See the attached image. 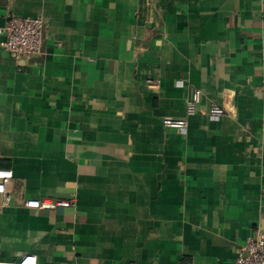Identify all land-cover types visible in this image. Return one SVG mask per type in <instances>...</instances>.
<instances>
[{"label": "crops", "instance_id": "0c3cea01", "mask_svg": "<svg viewBox=\"0 0 264 264\" xmlns=\"http://www.w3.org/2000/svg\"><path fill=\"white\" fill-rule=\"evenodd\" d=\"M11 16L44 25L39 55L0 47V264H231L264 230V0H0Z\"/></svg>", "mask_w": 264, "mask_h": 264}, {"label": "built area", "instance_id": "2783aa9c", "mask_svg": "<svg viewBox=\"0 0 264 264\" xmlns=\"http://www.w3.org/2000/svg\"><path fill=\"white\" fill-rule=\"evenodd\" d=\"M44 19L41 16L20 17L11 16L8 21L0 26V47L11 57H32L39 55L42 45V30ZM200 101V90L195 88L185 101L187 115L195 113ZM209 115L219 118L226 115L223 106L211 103ZM163 124L175 127L184 132L188 126L187 119L165 118ZM11 169L0 168V195L3 203L11 201V193L7 190V183L12 179ZM22 205L30 209H55L57 207H69L74 205L72 198L41 197L23 198ZM10 264H36V256L24 254ZM231 264H264V230L256 229L247 236L236 248V255Z\"/></svg>", "mask_w": 264, "mask_h": 264}]
</instances>
